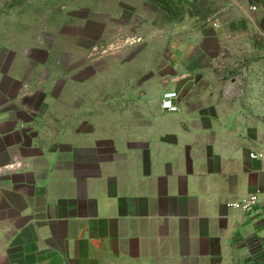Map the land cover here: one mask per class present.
<instances>
[{"label": "crops", "instance_id": "0c3cea01", "mask_svg": "<svg viewBox=\"0 0 264 264\" xmlns=\"http://www.w3.org/2000/svg\"><path fill=\"white\" fill-rule=\"evenodd\" d=\"M235 7L240 26L261 18L244 1ZM202 34L211 51L233 40L240 54L256 50L254 31ZM156 53L131 78L143 88L133 106L119 108L115 89L106 104L90 102L78 92L88 80H75L54 141L37 143L24 111L0 110V264H264V118L201 62ZM166 66L178 112L161 107ZM254 193L250 213L227 206Z\"/></svg>", "mask_w": 264, "mask_h": 264}, {"label": "rangeland", "instance_id": "374dc122", "mask_svg": "<svg viewBox=\"0 0 264 264\" xmlns=\"http://www.w3.org/2000/svg\"><path fill=\"white\" fill-rule=\"evenodd\" d=\"M87 1L93 3L0 0V110L4 115L24 111L21 124L34 121L37 143L45 136L54 141L65 97L77 93L75 80H88L78 92L90 102L97 95L106 104L115 89L121 94L119 108L136 104L143 88L138 81L131 86V78L139 64L159 60L160 49L165 63L192 61L209 67L227 97L245 113L264 118V0H96L98 5L85 10ZM240 1L248 8L257 4L248 14L260 20L240 26L234 20ZM210 27L254 31L256 36L248 40L255 52H236L235 40L227 44L230 52L223 44L211 51L202 38ZM76 45L84 48L77 51ZM170 72L166 66L165 91ZM92 78L97 79L94 85ZM44 129L52 134H42Z\"/></svg>", "mask_w": 264, "mask_h": 264}, {"label": "built area", "instance_id": "2783aa9c", "mask_svg": "<svg viewBox=\"0 0 264 264\" xmlns=\"http://www.w3.org/2000/svg\"><path fill=\"white\" fill-rule=\"evenodd\" d=\"M181 100V93L178 90H166L162 95L161 107L167 112H178L179 101ZM252 157L257 155L253 152L251 153ZM261 201V196L259 194H250L248 197L238 200L231 201L227 203V206L230 209H233L241 213H250Z\"/></svg>", "mask_w": 264, "mask_h": 264}]
</instances>
